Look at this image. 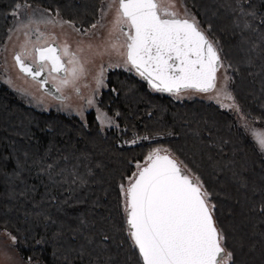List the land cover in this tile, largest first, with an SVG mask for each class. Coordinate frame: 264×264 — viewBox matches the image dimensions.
Instances as JSON below:
<instances>
[{"label": "trees", "instance_id": "16d2710c", "mask_svg": "<svg viewBox=\"0 0 264 264\" xmlns=\"http://www.w3.org/2000/svg\"><path fill=\"white\" fill-rule=\"evenodd\" d=\"M102 1L0 0V53L17 3L58 12L83 31ZM182 7L222 49L237 106L195 89L157 91L121 62L105 69L99 103L112 118L105 125L92 111L30 104L0 76V229L16 238L27 264H143L120 186L154 148L169 151L207 190L232 253L225 263L264 264V157L235 114L236 107L245 121L264 124V0Z\"/></svg>", "mask_w": 264, "mask_h": 264}, {"label": "snow or ice", "instance_id": "6c2138e0", "mask_svg": "<svg viewBox=\"0 0 264 264\" xmlns=\"http://www.w3.org/2000/svg\"><path fill=\"white\" fill-rule=\"evenodd\" d=\"M114 5L107 46L95 54L115 52L123 57L125 67L130 65L157 91L216 89L217 95L223 92L231 98L226 90L227 76L224 87L217 89V71L224 67L222 49L208 39L186 7L181 13L175 0H107L108 10ZM20 9L24 11L15 30H24L25 39L14 60L21 72L41 87L50 84L56 92L70 86L79 91L76 84L87 74L91 62L83 55L84 47L78 45L73 50L67 42L56 43L40 26L60 23L76 32L80 29L71 21L54 20L46 10L28 12L26 3H17L13 15ZM106 14L104 10L102 16ZM97 24L104 27L101 21ZM93 47L87 45L89 50ZM103 76L104 69L100 68L94 77L97 87L103 84ZM92 102L88 99L89 104ZM250 131L264 150V129ZM146 160L128 177L127 186H120L129 238L143 264H225L232 253L226 250V238L213 219L214 206L199 178L190 175L182 162L161 155L159 149Z\"/></svg>", "mask_w": 264, "mask_h": 264}, {"label": "rangeland", "instance_id": "374dc122", "mask_svg": "<svg viewBox=\"0 0 264 264\" xmlns=\"http://www.w3.org/2000/svg\"><path fill=\"white\" fill-rule=\"evenodd\" d=\"M176 7L179 9L180 12L183 11V7L180 0H175ZM100 13L102 16V12L104 10H107V14L104 15L106 17V20L110 16L111 12H108L107 9V0H103L100 4ZM33 9H38L41 11L46 10V15L51 16L56 21H68L65 17H63L58 12H51L48 11L45 8L38 7L36 5H28V12H31ZM24 9H20L13 17L12 25L9 30V34L2 46L1 53H0V76L4 79V82L10 86L13 90L16 91V93L21 97L22 100L33 104L37 107L41 108H57L69 112H88L92 111L94 116L97 117V119L101 122V124L110 125L112 122V118L104 111V108H102V105L99 103L100 98V92L102 88L104 87L105 82L99 87L96 85V81L94 77L99 72L100 68L104 69V76L103 80L105 79V69L109 65H116L117 63L123 62V57L119 55H109V53H105L103 55H97L96 54H90L84 57H86L91 62L87 64L88 72L87 74L82 77L84 80L83 83V91L79 95H72V98L70 101L65 102H59L54 101L50 98H47L43 94L40 93L38 87L36 84L32 83L30 80L24 78L20 72L17 69V66L15 64L13 54L14 50L18 49L19 46L24 42L25 36H24V30L16 31L17 28V21H19L22 18V13ZM113 13V10H112ZM98 16V17H99ZM105 19V18H104ZM103 21V20H101ZM102 23L104 27L95 29V32L87 34V35H79L76 33L74 28L70 27L68 24H49V25H41L40 29L41 31H44L46 34H49V38L57 34L58 38L62 43L67 42L72 49L77 47L78 45H83L84 42H88V40L92 38H96V33H102L103 31H106V29H111V20L109 19V23L107 21H103ZM106 23L107 26H106ZM34 27V26H33ZM76 28V27H75ZM11 37V38H9ZM32 39H35V36L32 37ZM107 61L106 66H104V63ZM225 76L228 77L226 68L222 67L218 70V79H217V89H221L225 85ZM226 90L228 93H230V83L227 80L226 84ZM188 93V92H187ZM195 93V92H194ZM197 95H203V97H212L214 101H217L220 105L229 107V104L231 102V105L237 106V104L233 101V96L230 93L231 98H228L226 95L221 92L220 95H217V90L213 89L212 92H198L196 91ZM92 99V103H88V99ZM88 108V109H86ZM235 114L240 121V124L244 127H246V130L251 133V128H258V129H264V124L261 122H256L255 120H244V117L242 116L239 109L235 107ZM257 144V143H256ZM258 145V144H257ZM259 147V145H258ZM260 148V147H259ZM159 148H154L150 150L149 154ZM261 150V148H260ZM261 153L264 157V150H261ZM147 154V156L149 155ZM147 158V157H146ZM145 161V160H144ZM143 161V162H144ZM13 241L11 240V237L7 234L6 231L0 229V264H27V262H24L22 257L20 256L19 252L16 249V246L13 245ZM227 264V263H225Z\"/></svg>", "mask_w": 264, "mask_h": 264}, {"label": "flooded vegetation", "instance_id": "af4514ba", "mask_svg": "<svg viewBox=\"0 0 264 264\" xmlns=\"http://www.w3.org/2000/svg\"><path fill=\"white\" fill-rule=\"evenodd\" d=\"M112 10H113V13H112ZM108 12H111V14H110V16L108 17L107 20H106V17H105L104 15H103V16H99V17L96 19V21H94L90 26L84 28L83 31L80 30V32H76V33L79 34V35L81 36V35H85V34H84V33H85V30H87V34H90V33L95 32V29L97 30V28H99V26H100L99 24H97V21H101V20H103V21H107V22L109 23V19H110L111 22H112L113 17H114V15H115V5H114L113 8L110 9ZM100 15H101V13H100ZM104 18H105V19H104ZM103 21H101V23H104ZM108 23H106V26H107ZM93 24H97V27H96L95 29L92 28V25H93ZM108 25H109V24H108ZM111 27H112V23H111ZM108 32H109V30L106 29V31H103L101 34H100V33H96V35H97L96 38H92V39L88 40V42H84L83 45H81V46L84 47V49H85L83 55H84V56L87 55V57H88L89 53H90V54H91V53H92V54H95L96 51L99 50L100 48H102V47H106V46H107V43H106V42H107V40H108ZM87 34H86V35H87ZM53 37H54V38L50 37L49 39H54L56 43L63 44V43L60 41V39L58 38L57 34L54 35ZM112 39H115V34H114V36L112 37ZM88 44H92V45L94 46L92 50H89V49L87 48V45H88ZM75 49H76V47H75L73 50H75ZM19 50H20V46H19L18 49H15V50H14V54H15V52H17V51H19ZM108 53H109V55H110V54H111V55H117L115 52H112V51H109ZM14 54H13V58H14ZM93 56H97V54H96V55H93ZM14 61H15V60H14ZM15 64H16V62H15ZM106 64H107V61L104 63V66H106ZM16 66H17V64H16ZM17 69H18V71L20 72V74H21L24 78L30 80L32 83H34V84L37 85V87H38V89H39V91H40L41 94H43V95L46 96L47 98H50V99H52V100H54V101H59V102L70 101L71 98H72V95H79V94H81L82 91H83V83H82V82H83L84 80L81 78V79L77 82V84H76V87L79 88V91H76L75 88H73V87H71V86H70V87H66V88H64V89L62 90V92H59V93H60V97H57V96L53 95L52 93H49V92L45 91V90L41 87L40 84H38L36 81L32 80L31 77H29L27 74L21 72V70L19 69L18 66H17ZM183 90H184V89H183ZM61 97H62V98H61ZM86 109H88V108H86Z\"/></svg>", "mask_w": 264, "mask_h": 264}, {"label": "water", "instance_id": "95a60500", "mask_svg": "<svg viewBox=\"0 0 264 264\" xmlns=\"http://www.w3.org/2000/svg\"><path fill=\"white\" fill-rule=\"evenodd\" d=\"M201 28V27H200ZM205 35L208 37V35L206 34L205 32ZM209 40H211L209 37H208ZM212 41V40H211ZM18 66V65H17ZM19 67V66H18ZM20 69V68H19ZM135 70V69H134ZM136 71V70H135ZM142 78V77H141ZM143 80L146 81V83L151 86V84L144 78H142ZM217 79H218V71H217ZM152 87V86H151ZM45 91L49 92V93H52L53 95L57 96V97H60V93L59 92H56L55 91V88L52 87L50 84L49 85H45L44 87H42ZM153 88V87H152ZM183 90V89H182ZM160 154L161 155H165V154H168L170 155L171 157L177 159L175 156H173L169 151H166V150H160ZM178 160V159H177ZM179 161V160H178ZM147 163V160H145L144 162H142L141 164H139L138 166L140 165H145ZM181 166H184L183 164ZM138 171V167L136 168L135 172ZM190 175H193L191 172L189 173ZM128 184V183H127ZM127 186V185H126ZM126 215V214H125ZM213 219L215 221V218H214V215H213ZM128 228V226H127ZM138 249V248H137ZM139 251V250H138Z\"/></svg>", "mask_w": 264, "mask_h": 264}]
</instances>
